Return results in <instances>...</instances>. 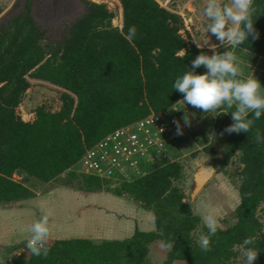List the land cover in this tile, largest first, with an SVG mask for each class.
Returning a JSON list of instances; mask_svg holds the SVG:
<instances>
[{
  "label": "trees",
  "instance_id": "trees-1",
  "mask_svg": "<svg viewBox=\"0 0 264 264\" xmlns=\"http://www.w3.org/2000/svg\"><path fill=\"white\" fill-rule=\"evenodd\" d=\"M118 1L120 27L111 24L113 13L103 3L84 0V13L68 25L57 43H45L44 30L30 14L29 0L25 10L0 25V203L34 195L14 179L15 172L41 182L69 168L68 173L74 175L86 147L123 124L150 112L171 109L183 98L172 85L191 70V60L202 52L208 54L207 50L187 41L180 32L181 17L156 0ZM252 8L259 38L249 36V41L238 48L264 57V0H252ZM132 25L137 32L129 40L127 33ZM196 71L205 69L201 66ZM30 79L63 90L57 110L41 104L29 119L18 113ZM230 111L216 115L205 151L215 162L213 145H221L219 170L237 155L241 165L239 201L233 210L234 223L226 228L217 226L207 251L201 250L192 236L200 218L176 184L182 177V165L166 161L113 188L115 194L128 193L141 202L153 215V230L135 228L128 237L99 242L87 237H49L46 256L29 251L21 264H151L147 260L148 245L156 239L166 248L162 264L175 260L184 264H233L236 247L247 237L253 239L250 247L260 252L254 264H264V227L256 216L257 208L264 205V143L256 142L257 132L264 135V115L253 118L249 133L229 134L223 129L233 122ZM80 180L87 192L108 184L88 174H82ZM207 232L203 226L202 233Z\"/></svg>",
  "mask_w": 264,
  "mask_h": 264
},
{
  "label": "rangeland",
  "instance_id": "rangeland-1",
  "mask_svg": "<svg viewBox=\"0 0 264 264\" xmlns=\"http://www.w3.org/2000/svg\"><path fill=\"white\" fill-rule=\"evenodd\" d=\"M87 1L103 3L113 13L111 24L121 26V5L118 0ZM156 1L181 17L183 27L180 32L187 41L196 40L201 43L208 41L209 45H216L215 51L218 54L225 50H231L237 57L241 70V76L238 78L258 79L264 85V57L238 47L227 49L225 46H221L214 36L210 37L211 34L207 33L206 25L209 21L203 14L207 0ZM13 2L14 0H0V25H5L11 15L25 10L26 0H19L15 6H12ZM220 2L230 3V0H220ZM29 10L38 26L44 30L45 43H57L66 33L68 25L84 13L85 3L84 0H29ZM204 48L209 55L212 53L210 47L205 46ZM29 81L39 80L30 79ZM60 91H57L55 97L45 99L42 102L46 109L54 111L59 108ZM260 91L261 94H264V87ZM173 106H176L173 113L179 119L185 114L189 117L191 124L183 128L182 135H176L172 138L171 143L166 145V161H178L182 165V177L176 184L184 192V201L190 205L192 211L200 218L198 226L192 233L194 240L198 242L202 234V227L205 226L202 216L207 212H212L216 216L217 226L221 228H226L234 223L233 210L239 201L237 185L241 165L238 162L237 155H234L229 163L222 170H219L221 145L218 143L213 145L212 155L215 162H213L211 155L205 151V147L212 139V126L216 118L212 115L218 114L219 111H228L229 108L225 106L218 109L217 113H203L200 109L185 105L182 98ZM32 110L24 111L22 108H17L18 113L24 119L31 117ZM231 110H234V108ZM181 122L183 124L182 119ZM201 166L204 168L211 167L213 172L204 185L191 196L194 187L192 175ZM74 173V175H71L65 170L47 182H41L21 171L13 174L14 179L21 181L33 191L34 195L18 201L0 203V213H2L0 216V234L3 237L0 238V263L7 262V257L13 250L26 245L31 232L30 229L25 230L24 228L31 227L34 222L44 215H47L49 220V237H89L92 241L99 242L103 239H122L130 236L135 223L131 219L133 217L132 209L133 207H142V204L138 203L128 193L115 194L113 188L116 183L113 182H108L96 192H87L82 188L80 180L82 174L77 169ZM75 194L77 197L74 199ZM75 200L77 201L75 202ZM89 204H96V207L102 208V210L93 213L96 224L93 226L87 217L92 214L90 213L92 210H80L83 205ZM126 204H129L130 208ZM89 208L93 207L89 206ZM142 209L144 208L142 207ZM103 210H110V214L112 210L115 217H108ZM256 216L264 227L263 204L257 208ZM124 218L130 220H122ZM21 222H24V224H21ZM7 225H14V231L15 229L19 230L20 240L13 242L3 240L4 236L10 234L11 227L8 228ZM21 226L22 231H20ZM58 231L59 233H56ZM149 246L151 250L147 260L151 264H162L166 256V248L162 241L154 240L149 243ZM241 246L236 247L237 254L232 258L233 264H243ZM28 253L29 251L25 246V253L15 258L16 264H21L20 261L26 259ZM176 264L184 263L179 261Z\"/></svg>",
  "mask_w": 264,
  "mask_h": 264
},
{
  "label": "clouds",
  "instance_id": "clouds-1",
  "mask_svg": "<svg viewBox=\"0 0 264 264\" xmlns=\"http://www.w3.org/2000/svg\"><path fill=\"white\" fill-rule=\"evenodd\" d=\"M252 0H230V3H221L220 0H207L203 9L204 16L209 23L206 31L215 37L221 46L227 49L236 48L249 41L259 38L252 20ZM137 29L135 25L129 26L127 38H135ZM198 49L205 46L212 49V53H201L191 60L190 71L184 72L177 77L172 85L173 89L183 94L182 101L186 105L200 109L203 113H217L222 107L233 109L230 111L232 123L227 125L223 132L226 133H249L254 119H260L264 115V94L260 89L264 87L258 79L238 78L241 70L237 57L231 50L222 53L215 51L216 45H209L208 41L201 43L192 40ZM184 55V53H181ZM203 66L204 72L198 73L196 69ZM229 113V112H227ZM225 113V114H227ZM249 113L252 114L251 118ZM215 114L212 116H216ZM180 119H174L175 134L182 135L183 128L190 126L191 121L184 114ZM256 142L264 143V135L256 133ZM203 222L208 229L207 234L202 233L199 237V247L207 251L210 247V237L217 232L218 221L212 212L202 216ZM49 220L44 215L31 225V236L26 242V247L35 256L47 255L49 249L45 246L49 238ZM253 239L247 237L242 241L241 253L243 264H254L258 259L259 251L254 247ZM171 245H169L170 247Z\"/></svg>",
  "mask_w": 264,
  "mask_h": 264
},
{
  "label": "built area",
  "instance_id": "built-area-1",
  "mask_svg": "<svg viewBox=\"0 0 264 264\" xmlns=\"http://www.w3.org/2000/svg\"><path fill=\"white\" fill-rule=\"evenodd\" d=\"M175 109L176 106H172L171 109L150 112L108 132L85 148L75 170L119 183L161 166L166 162L165 147L176 136L173 120L179 118L173 113ZM25 246L13 250L7 263L14 264L15 258L24 254Z\"/></svg>",
  "mask_w": 264,
  "mask_h": 264
},
{
  "label": "water",
  "instance_id": "water-1",
  "mask_svg": "<svg viewBox=\"0 0 264 264\" xmlns=\"http://www.w3.org/2000/svg\"><path fill=\"white\" fill-rule=\"evenodd\" d=\"M18 2L19 0H14L12 6L17 5ZM58 90H61L60 93L63 91L60 87L48 82L29 81V87L26 89V94L22 101L21 108L24 111L35 109L36 106L41 105L45 99L55 97ZM200 172H203V175H199ZM212 172L213 169L211 167L204 168L203 166H201L193 173L192 183L194 187L191 196L194 195L204 185V183L211 176Z\"/></svg>",
  "mask_w": 264,
  "mask_h": 264
},
{
  "label": "crops",
  "instance_id": "crops-1",
  "mask_svg": "<svg viewBox=\"0 0 264 264\" xmlns=\"http://www.w3.org/2000/svg\"><path fill=\"white\" fill-rule=\"evenodd\" d=\"M77 197V195L75 194V196H74V199ZM73 198V197H72ZM73 199V200H74ZM97 199H99V198H97ZM77 200H75V202H76ZM138 203H141L140 201H138ZM89 206L90 207H93V208H89ZM97 205L96 204H89V205H83V207H81L80 208V210L82 211V210H87V209H90V210H92V211H90V213H92V214H89L87 217H88V221L92 224V226L95 224V221H94V218H93V213H95L97 210H102V208H100L99 206L98 207H96ZM126 206H128L129 208H130V206H129V204L127 205L126 204ZM94 210V211H93ZM133 217L131 218L135 223H134V228H133V231H134V229L135 228H138L139 230H143V231H148V230H153L154 229V221H153V215L149 212V211H147V210H145V209H142V207H139V208H136V207H133ZM104 212H106V215L108 216V217H115L114 215H113V212H112V210H111V214H110V210L109 211H105V210H103ZM4 213H6V212H4ZM88 213V212H87ZM1 214L2 213H0V216H1ZM136 216V217H135ZM112 217V218H113ZM136 218V220H135V218ZM116 220H118L117 218H116ZM122 220H130V219H128V218H124V219H122ZM119 221V220H118ZM21 224H24V222L22 223L21 222ZM96 225V224H95ZM7 227L8 228H10L11 227V230H9L10 232V234L9 235H7V236H4V239L3 240H6V241H11V242H13V241H15V240H20V238H21V235H20V233H19V230L17 231L16 229H15V231H14V225H7ZM143 227V228H142ZM31 227L29 226L28 228H24L25 230H27V229H30ZM20 231H22V226H21V229H20ZM133 231H132V233H133ZM49 233H50V231H49ZM56 233H59V231L58 232H56ZM131 233V234H132ZM130 234V235H131ZM2 236V234H0V238H3V237H1ZM50 236V235H49ZM85 236H86V234H85ZM128 237V236H127ZM24 238V237H23ZM50 238H59L58 236L56 237H50ZM87 238H89V237H87ZM155 241H158V239H156ZM159 241H161V240H159ZM150 250H151V247L148 245V252H147V257L149 256V252H150ZM177 262H179V260H175V261H173V263L172 264H176Z\"/></svg>",
  "mask_w": 264,
  "mask_h": 264
},
{
  "label": "bare ground",
  "instance_id": "bare-ground-1",
  "mask_svg": "<svg viewBox=\"0 0 264 264\" xmlns=\"http://www.w3.org/2000/svg\"><path fill=\"white\" fill-rule=\"evenodd\" d=\"M202 173V174H201ZM199 175H203V172H200Z\"/></svg>",
  "mask_w": 264,
  "mask_h": 264
}]
</instances>
